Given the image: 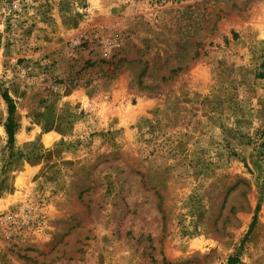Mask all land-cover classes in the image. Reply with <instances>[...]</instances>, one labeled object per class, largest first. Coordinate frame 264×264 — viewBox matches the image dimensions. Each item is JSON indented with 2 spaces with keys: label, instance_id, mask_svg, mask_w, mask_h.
Listing matches in <instances>:
<instances>
[{
  "label": "rangeland",
  "instance_id": "obj_1",
  "mask_svg": "<svg viewBox=\"0 0 264 264\" xmlns=\"http://www.w3.org/2000/svg\"><path fill=\"white\" fill-rule=\"evenodd\" d=\"M0 264H264V0H0Z\"/></svg>",
  "mask_w": 264,
  "mask_h": 264
},
{
  "label": "trees",
  "instance_id": "obj_2",
  "mask_svg": "<svg viewBox=\"0 0 264 264\" xmlns=\"http://www.w3.org/2000/svg\"><path fill=\"white\" fill-rule=\"evenodd\" d=\"M3 100L7 106L8 114H9V119L7 120V123L5 124V132L7 134L8 142L12 143L13 141V135H14V124L12 119L10 118L12 115V112L14 110V105L12 103V100L5 94H3ZM236 259L230 258L229 262L234 263Z\"/></svg>",
  "mask_w": 264,
  "mask_h": 264
}]
</instances>
